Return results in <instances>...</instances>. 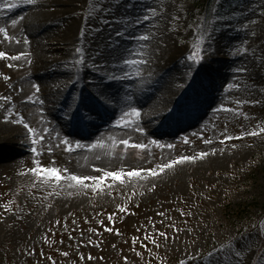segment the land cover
<instances>
[{"label":"rangeland","instance_id":"rangeland-1","mask_svg":"<svg viewBox=\"0 0 264 264\" xmlns=\"http://www.w3.org/2000/svg\"><path fill=\"white\" fill-rule=\"evenodd\" d=\"M20 1L28 3L0 0V28L7 35L16 29L14 20L1 15L8 4ZM56 1L75 25L68 65L107 74L96 82L89 78L91 92H100L110 78L153 66L152 59L164 62L174 52L185 74L215 55L228 62L227 74L207 110L171 141L132 147L141 145L132 131L136 125L124 130L128 144L120 148L106 131L84 141L102 154L152 159L153 167L140 162L144 174L146 169L158 172L163 151L173 156V166L180 155L193 154L195 161L177 169L180 177L146 182L126 169L120 179L104 174L93 184H77L69 179L74 175L71 153L81 141L57 144L53 132L44 131L23 153L27 160L18 157L0 166V264H264V0ZM142 35L148 39H138ZM3 36L0 107L3 97L7 102L16 95L34 97L28 96L33 88L16 76ZM194 52L199 63L188 59ZM169 83L177 91L187 85H177V79ZM38 95L46 101L44 92ZM79 101L81 111L87 101ZM55 111L45 112L47 117L30 111L29 119L51 128ZM51 168L63 178H48L42 169Z\"/></svg>","mask_w":264,"mask_h":264},{"label":"bare ground","instance_id":"bare-ground-1","mask_svg":"<svg viewBox=\"0 0 264 264\" xmlns=\"http://www.w3.org/2000/svg\"><path fill=\"white\" fill-rule=\"evenodd\" d=\"M56 2L20 1L15 3L16 7H10L6 14L1 15L15 21L16 29L8 34V39L1 37V44L4 49L9 50L8 53H13L11 57H19L15 60L9 58L16 65V76H19L18 79L27 88L38 85L39 91L45 93L46 101H40L38 92H32L35 88L28 91V96H34L31 98L16 95L7 102L3 97V105L0 107V166L14 164L18 157L27 160L28 155L22 156L23 153L33 147L32 141L44 131L46 135L53 132L51 138L57 144L74 143L76 139L81 141V147L75 148L76 152L71 153V166L75 176L95 177L84 180L87 183L93 184L107 172L123 175L126 169L138 172L146 182L165 183L174 177H180L181 172L177 169L185 162L195 161L192 152L190 157L187 153L180 155L189 159L181 158L182 162L173 166L169 162V158L173 156L170 157L168 151H163L158 161V172L153 174L151 169L145 168L150 177L145 176L147 174H144L142 167L144 163L152 164L153 167L155 163L152 159L142 156L136 161L118 154H102L96 147L89 149L84 141L96 137V133L102 135L106 131L105 135L109 137L107 139H110V143L120 148V145H124L122 141L129 137L124 130L135 125L136 128L132 131L137 136L139 134L138 139L143 145L141 149L149 144L147 140L154 147L163 144L165 140L171 141L186 122L191 118L197 120L207 110L215 97L214 92L220 89L227 74L226 59L223 61L217 59V55L208 56L196 69L185 74L180 70V55L174 52L164 62L156 63L152 59L150 65L153 66L110 78L100 92H91L90 90H94L93 86L88 85L89 78L96 82L107 74L102 71L98 74L83 66L76 71L68 65L73 59L71 44L75 25L67 19L65 6L55 7ZM25 6L27 7L24 8ZM54 24L58 26L53 27ZM127 48L122 52L126 53ZM176 79L179 86L187 84L183 90L177 91L174 83H169ZM187 96L192 100L185 103ZM80 98L87 101L80 107L81 111ZM64 105L67 109L62 107ZM133 108L139 113L138 116L130 115V118H126L128 121L123 122L116 120L126 112L131 113ZM57 109L58 115L55 116V124L51 123L52 129L44 123L37 122L38 126H34L29 119L30 111L47 117L45 112L53 114ZM16 110L20 111L16 113ZM25 123L34 131L29 132L24 127ZM153 137L163 140L155 142ZM141 161L144 163H140Z\"/></svg>","mask_w":264,"mask_h":264},{"label":"snow or ice","instance_id":"snow-or-ice-1","mask_svg":"<svg viewBox=\"0 0 264 264\" xmlns=\"http://www.w3.org/2000/svg\"><path fill=\"white\" fill-rule=\"evenodd\" d=\"M4 2L7 4V0H4ZM27 2L28 3H34L35 2V0H27ZM8 6L9 7H16L17 5L16 4H8ZM145 19H147V17H145ZM13 23L15 24V21H13ZM0 33H3L4 34V37H5V39H8L9 37H8V35H7V33H6V31H5V29H3V28H0ZM119 34V33H118ZM138 39H140V40H147L148 39V37L147 36H140V37H138ZM26 42V41H25ZM202 42V41H201ZM80 50L79 49H77V52H79ZM6 57V53H4V52H0V59H3V58H5ZM11 59H13V60H15V59H19V57L18 56H12L11 57ZM188 59L189 60H194L195 62H197V63H199L200 62V57H199V55H198V53L197 52H194L192 55H190L189 57H188ZM125 63H136V61H134V60H125L124 61ZM77 63H83V60H81V61H77ZM113 78H115V77H113ZM6 79H7V77H6ZM33 88H35L36 89V91L37 92H39V86L38 85H33ZM129 115H132V116H138L139 115V113L136 111V109H132L131 110V113H124V117H127V116H129ZM122 119H123V117H122ZM24 127L26 128V129H28V131L29 132H33L34 130L31 128V127H29V125L28 124H24ZM261 131H264V129H261ZM251 135H257L258 133H256V132H253V133H250ZM32 143L33 144H35L36 143V141L35 140H33L32 141ZM64 143H66V142H64ZM122 143H124V144H128V141H126V140H124V141H122ZM132 147H143V145H132ZM32 151L35 153L36 152V149L35 148H33L32 149ZM205 154L204 153H201V157H203ZM186 159H189L188 157H184V158H182V160H186ZM179 162H182V161H175L174 163H179ZM38 163V162H37ZM172 165H167V167H171ZM32 171L35 173L36 172V169H32ZM42 171L47 175V177L48 178H55L57 181H59V180H61L63 177L59 174V170L58 169H55V168H51V169H42ZM153 174H155V173H153ZM128 175H139V173L138 172H130V173H128ZM105 176H109V177H112L113 179H120V176H121V174L120 173H115V172H107V173H105ZM71 181H75L77 184H83L84 183V180H86V179H95V177H83V178H81V177H78V176H75V175H72V176H70V178H69ZM121 211H124V209H121ZM161 235H163V234H161ZM237 255H241V253H237ZM182 264H183V262H182Z\"/></svg>","mask_w":264,"mask_h":264}]
</instances>
